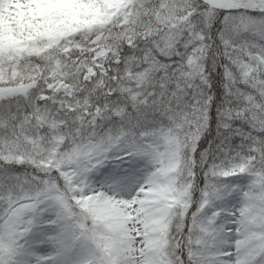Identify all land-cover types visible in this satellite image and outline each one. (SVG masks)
Here are the masks:
<instances>
[{
	"label": "snow or ice",
	"instance_id": "1",
	"mask_svg": "<svg viewBox=\"0 0 264 264\" xmlns=\"http://www.w3.org/2000/svg\"><path fill=\"white\" fill-rule=\"evenodd\" d=\"M0 264H264V0H0Z\"/></svg>",
	"mask_w": 264,
	"mask_h": 264
}]
</instances>
